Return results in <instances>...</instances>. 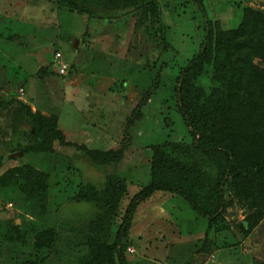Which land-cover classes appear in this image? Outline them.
<instances>
[{
	"label": "rangeland",
	"instance_id": "rangeland-1",
	"mask_svg": "<svg viewBox=\"0 0 264 264\" xmlns=\"http://www.w3.org/2000/svg\"><path fill=\"white\" fill-rule=\"evenodd\" d=\"M160 5L175 55L170 66L177 68L198 50L203 15L229 30L240 25L245 7L264 11V0H203L201 11L195 0H160ZM98 16L59 10L52 0H0V177L23 166L48 175L42 203L21 202L19 191L11 198L0 193V234L11 222L27 224L24 242L0 235V264L43 257L33 247L34 236L52 229L54 248L43 264H77L99 214L93 205L72 199L79 188H102L107 175L124 179L127 191L114 217L118 226L131 198L149 182L152 145L191 141L175 107L170 69L160 71L156 90L146 96L159 63L170 54L162 55L146 34L140 13L127 9ZM56 52L76 72L61 76ZM21 104L55 117L63 142L54 139L39 149ZM22 149L29 150L10 157ZM85 149H123V155L97 165ZM204 171L210 173L209 167ZM224 196L230 202L222 215L225 229L222 221L208 226L184 198L154 193L133 216L128 264H264V217L244 235L239 225L250 213L244 200L227 190Z\"/></svg>",
	"mask_w": 264,
	"mask_h": 264
},
{
	"label": "trees",
	"instance_id": "trees-1",
	"mask_svg": "<svg viewBox=\"0 0 264 264\" xmlns=\"http://www.w3.org/2000/svg\"><path fill=\"white\" fill-rule=\"evenodd\" d=\"M195 2L203 10V0ZM52 3L59 10L96 19L102 12L138 11L146 34L162 55L167 58L170 54L159 63L146 96L156 90L160 71L170 69L174 75L175 107L191 140L152 145L149 182L131 198L118 226L114 217L127 191L124 179L107 175L102 188L92 184L79 188L72 199L93 205L99 214L90 224L82 244L84 253L77 264H128L126 243L133 216L139 204L156 192L184 198L208 226L222 221L225 229L222 215L230 202L224 194L230 191L244 200L250 212L239 225L244 235L249 234L264 217V11L245 7L240 25L229 30L203 15L198 50L177 68L170 66L175 55L167 40L160 0H52ZM67 71L76 72L71 66ZM20 107L32 126L33 137L40 143L39 149L54 139L63 142L55 117L46 118L25 104ZM140 108L139 104L138 114ZM138 114L129 119L130 124L139 118ZM29 149H22L21 153L25 155ZM84 151L92 162L106 166L123 155V149ZM205 166L210 173L204 171ZM18 191L21 202L31 206L42 203L48 192V175L23 166L0 177V193L4 197L11 198ZM22 222L20 226L9 223V230L1 233V237L24 242L27 224ZM55 237L53 229L35 235L33 247L44 255L24 264H43L54 248Z\"/></svg>",
	"mask_w": 264,
	"mask_h": 264
},
{
	"label": "built area",
	"instance_id": "built-area-1",
	"mask_svg": "<svg viewBox=\"0 0 264 264\" xmlns=\"http://www.w3.org/2000/svg\"><path fill=\"white\" fill-rule=\"evenodd\" d=\"M54 58L59 66V74L62 76L65 75L68 69V65L64 62L62 54L60 52H56L54 54Z\"/></svg>",
	"mask_w": 264,
	"mask_h": 264
},
{
	"label": "water",
	"instance_id": "water-1",
	"mask_svg": "<svg viewBox=\"0 0 264 264\" xmlns=\"http://www.w3.org/2000/svg\"><path fill=\"white\" fill-rule=\"evenodd\" d=\"M76 45H77V42H76ZM6 133V132H5ZM4 133V134H5ZM22 156V153L21 152H18V153H14V154H12L10 157L12 158V157H21Z\"/></svg>",
	"mask_w": 264,
	"mask_h": 264
}]
</instances>
